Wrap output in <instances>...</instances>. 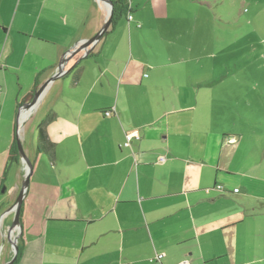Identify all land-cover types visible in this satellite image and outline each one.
I'll use <instances>...</instances> for the list:
<instances>
[{
	"label": "crops",
	"instance_id": "0c3cea01",
	"mask_svg": "<svg viewBox=\"0 0 264 264\" xmlns=\"http://www.w3.org/2000/svg\"><path fill=\"white\" fill-rule=\"evenodd\" d=\"M166 2L156 16L168 14ZM128 3L132 17L118 13L18 116L63 52L102 26L107 7L0 0V160L17 167L9 188L0 177V213L24 178L16 131L32 162L15 264H264V192L250 183L262 178L245 168L246 152L240 159L242 136L212 121L200 94H144L155 80L111 36L121 15L142 25ZM12 218L1 217L0 241Z\"/></svg>",
	"mask_w": 264,
	"mask_h": 264
},
{
	"label": "rangeland",
	"instance_id": "374dc122",
	"mask_svg": "<svg viewBox=\"0 0 264 264\" xmlns=\"http://www.w3.org/2000/svg\"><path fill=\"white\" fill-rule=\"evenodd\" d=\"M131 1L142 25L121 15L111 36L145 63V80H155L144 94H200L209 118L242 136L240 159L249 156L245 168L262 178L250 183L264 192V0H166V16L155 15L158 0ZM16 168L0 160L2 187L11 186Z\"/></svg>",
	"mask_w": 264,
	"mask_h": 264
},
{
	"label": "water",
	"instance_id": "95a60500",
	"mask_svg": "<svg viewBox=\"0 0 264 264\" xmlns=\"http://www.w3.org/2000/svg\"><path fill=\"white\" fill-rule=\"evenodd\" d=\"M106 4L107 11H106V16L105 20L102 24V26L90 37L87 38H81L78 39L77 42H75L72 46H70L68 49H66L63 52V55L58 60L57 66L54 70V72L47 77L41 84H39L35 90H32V96L29 100L25 101L21 107H19L18 110V116L21 113L23 109H32L36 103L39 101L42 93L50 83L49 81L55 79L57 76H59L65 69L66 63L72 58V56L80 51H87L91 45H93L99 37L105 32V30L108 28L109 24L111 23L112 16H113V11H114V6H113V1L112 0H101ZM16 137V146H17V152L18 155L24 164V178L21 182V186L19 189V192L16 196V200H14L7 208H5L1 213H0V219L1 217L8 212L13 213V218L11 219L10 223L6 227L5 231H3V235L1 237L0 241V264H13L14 258H16V253L18 250V243L17 239L20 236V208H21V203L22 199L26 190V187L28 185L29 181V175L32 173V162L30 161L29 157L27 154L24 152L21 144V140L19 137V132L16 131L15 133ZM9 244V249H8V254H11L10 258L8 260H4L1 262V258L4 255L3 252L8 248L6 245Z\"/></svg>",
	"mask_w": 264,
	"mask_h": 264
},
{
	"label": "trees",
	"instance_id": "16d2710c",
	"mask_svg": "<svg viewBox=\"0 0 264 264\" xmlns=\"http://www.w3.org/2000/svg\"><path fill=\"white\" fill-rule=\"evenodd\" d=\"M113 1V6H114V11H113V18L117 16L118 13H128L132 12L131 7L129 6L128 0H112ZM129 14V13H128ZM38 145L42 144V140L45 138V134L42 128L38 129ZM12 150H14L17 153V146L16 144L12 147ZM20 253V246L18 244V250L16 253V258H14L13 264L16 263L18 255Z\"/></svg>",
	"mask_w": 264,
	"mask_h": 264
},
{
	"label": "built area",
	"instance_id": "2783aa9c",
	"mask_svg": "<svg viewBox=\"0 0 264 264\" xmlns=\"http://www.w3.org/2000/svg\"><path fill=\"white\" fill-rule=\"evenodd\" d=\"M131 17H132L131 14H128V19H130ZM129 137H131V134L130 133L126 134V140H125L126 144L128 143V140L130 139ZM234 190H237V188H234Z\"/></svg>",
	"mask_w": 264,
	"mask_h": 264
},
{
	"label": "flooded vegetation",
	"instance_id": "af4514ba",
	"mask_svg": "<svg viewBox=\"0 0 264 264\" xmlns=\"http://www.w3.org/2000/svg\"><path fill=\"white\" fill-rule=\"evenodd\" d=\"M8 246H9V244H8ZM11 256V255H10ZM10 256L7 258V259H5V260H8L9 258H10Z\"/></svg>",
	"mask_w": 264,
	"mask_h": 264
}]
</instances>
